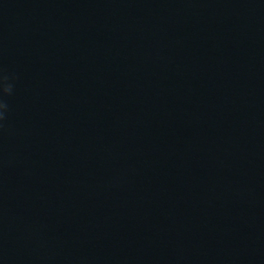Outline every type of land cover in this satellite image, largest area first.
<instances>
[{
    "label": "water",
    "instance_id": "water-1",
    "mask_svg": "<svg viewBox=\"0 0 264 264\" xmlns=\"http://www.w3.org/2000/svg\"><path fill=\"white\" fill-rule=\"evenodd\" d=\"M0 264H264V0H0Z\"/></svg>",
    "mask_w": 264,
    "mask_h": 264
},
{
    "label": "clouds",
    "instance_id": "clouds-1",
    "mask_svg": "<svg viewBox=\"0 0 264 264\" xmlns=\"http://www.w3.org/2000/svg\"><path fill=\"white\" fill-rule=\"evenodd\" d=\"M7 80V76H0V93H11L12 85L10 83H5V81ZM6 108L7 105L5 104L3 99H0V120L4 118Z\"/></svg>",
    "mask_w": 264,
    "mask_h": 264
}]
</instances>
